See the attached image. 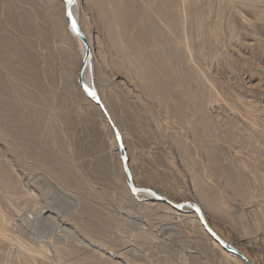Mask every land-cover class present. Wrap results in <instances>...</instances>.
<instances>
[{"label": "rangeland", "instance_id": "374dc122", "mask_svg": "<svg viewBox=\"0 0 264 264\" xmlns=\"http://www.w3.org/2000/svg\"><path fill=\"white\" fill-rule=\"evenodd\" d=\"M143 1L123 0L127 33L144 53L146 74L156 78L163 103L116 51L95 1L80 3L94 49L96 85L123 133L134 180L176 202H200L219 235L254 264H264V0H178L180 23L173 34L183 40L190 58L174 52L181 70L177 76L150 55L151 41L140 22ZM45 5V0H0V16L13 7L30 21L27 30L3 18L6 32L37 60V89L49 87L55 93L49 111L72 103L71 119L60 117L57 127L84 186L55 178L50 166L44 168L28 148L17 147L0 132V162L13 169L8 171L17 185L15 193L0 186V207L12 214L9 234L38 248L47 246L55 261L57 247L76 243L79 254L64 264H89L82 260L86 256L92 264H105V259L106 264H238L211 242L191 212L169 209L165 202L127 189L103 113L80 94L75 76L65 89L67 51L78 50L65 22L59 23L64 4L58 0L52 10ZM189 87L200 92L198 100L189 96ZM51 151L56 156V146ZM86 203L98 211L88 221L82 217ZM10 243L0 241V262L30 264L17 243Z\"/></svg>", "mask_w": 264, "mask_h": 264}, {"label": "bare ground", "instance_id": "6f19581e", "mask_svg": "<svg viewBox=\"0 0 264 264\" xmlns=\"http://www.w3.org/2000/svg\"><path fill=\"white\" fill-rule=\"evenodd\" d=\"M45 1H46V5L48 4V7L50 6L49 8L51 9L52 6H56L55 4L57 3L58 0H45ZM59 1L63 2V4H64V18L63 19L60 18V22H59V20H58V22L61 23L62 25H64V22H65L64 26L66 27V29L68 30L70 35L73 37V40L75 41V43L77 45V50H78V51H75L76 53L71 48L67 51V58H68L70 66H69V69H67L64 73L66 76V79H67L65 89L68 90L70 88L71 79L73 76H75V80H74L75 87L78 89V91L80 92L81 95L88 97V95L83 90V87L79 83V72H80L81 66L83 64V57L85 55L87 47H86L85 43L69 29L68 22L66 19V6H65L66 0H59ZM84 1H87V0H84ZM94 1L96 3L98 11L100 12V14L102 16V20L104 21V23H107V25L109 26V28L112 32V37H113L114 46L116 48V51L120 55H122L123 58L136 69V73L139 76L138 78H141V81H142L144 87L146 88V90H148L150 93H152L160 103H163L164 99H163V96L161 95V92L159 90L160 88L158 87V84L156 82V78L153 77L152 75L146 74V71H145V69H146V59L145 58L146 57L144 56V53L141 51V49H139L137 47L138 44L136 45V43H135L136 41H134V39L131 36H129L127 33L128 21L126 19L125 8L123 6V0H94ZM143 2H144V5H143L144 9L143 10L145 12V16L143 18L141 17L140 22L142 24V27H144L145 31L148 33V35H149L148 37L150 38L149 40L151 41L150 46H152V51H151L150 55L155 60H159L161 62V64L165 67V69L168 72H170V74L177 76V75H179L178 73L181 70L179 68V64L175 63V61H174L175 59H173L174 52H178V50H179V53L182 55L184 54V57H188V59L190 58V55H189L190 53H188V51L186 50L187 47H186V49H183V46H184L182 44L183 40L176 38L175 35L173 34V31L176 30V28H177V24L180 23V20L178 22V17H180L179 11L177 10L178 0H144ZM80 3H81V0H74V2L72 3V6H71V15H72V19H73L75 26L80 31H82L84 33V35L86 36V38L89 42L90 48H91V56L89 58L88 64H87L86 69H85L84 80H85L86 84L91 89H93L94 91H96L99 94L101 101H102V104L104 105L105 109L107 110V112L110 116V118H108L104 114V112L102 110V106L98 105L96 102L93 101V103L97 106V108L103 113L106 126L113 133L115 150L120 157V161H121L120 163H121L122 171L125 175L126 187L132 194H134L136 196L143 197L145 199L155 200L158 202H163L158 197V195H154L151 193H135V192H133L127 183V177H126V174L124 171L123 161L121 159V149H120V145H119V142L117 139L116 131H115L113 126L117 127L118 131L122 135V138H123V133H122L121 129L119 128L118 124L116 123L115 116L113 114V111L111 110L110 105H108L106 103V101L102 98L101 93L99 92L97 85H96L98 82L96 81L97 78L95 76V70H94V49H93L91 37L89 36V34L87 33V30L82 25V20H81V16H80ZM12 8L13 7H9V9H7L8 12L3 17L0 16V132L10 136L13 139V141L15 142V144L17 145V147L28 148L30 155L35 157V160H37L36 162H38L39 164L44 166V168L47 169L50 166L52 168L51 172L55 178L59 179L62 182L68 183V184L75 183L79 188H81L83 183L80 181V177L76 173V171L74 169V164L71 161L73 158L72 157L73 155L68 153V144L66 143L63 135H61L62 130H60L57 127V122L60 121V119H61L60 117H64V119L66 118L67 120L66 119L65 120H66V122H68V120L71 119L72 114H74L75 110L72 113V111H73L72 110V107H73L72 103L66 102L64 105V108L60 107V109H58L57 112L53 113V112L49 111V109H48L49 106L51 107V104H53L54 100L56 99V96L53 95L55 93H51L52 91L50 92L49 90H47V88H49V87H47L45 89V88H41L42 86L41 87L38 86L41 89H37V85L40 84L38 82L39 80L36 79L37 72H38L37 71V65H36L37 60L35 61L33 56L28 54L26 52V50H24L23 46L20 43H18L20 41L17 42L16 41L17 39H15L13 35H11L9 32L7 33L5 30L4 23H3L4 17H5L4 19L10 21L13 24L14 28H22L23 29L24 27H27V30H28V26H29L30 21L29 20L27 21V18L24 17L25 12L23 14L22 11L13 10ZM184 8H185V6H184ZM48 9H47V11H49ZM184 11H185V9H184ZM193 12H194V10H193ZM27 15H26V17H27ZM28 18H30V17H28ZM9 25H11V24H9ZM30 26H31V24H30ZM196 27H197V25H196ZM198 28H200V27H198ZM180 29L182 30V28H180ZM181 30H180V32L182 33ZM38 34H41V33H38ZM186 43H188V42H186ZM191 55H192V53H191ZM178 57H180V56H178ZM191 58H192V56H191ZM177 60L178 59L176 57V61ZM180 60H181V58H180ZM74 67H76L75 70H73ZM149 71H151V70H149ZM203 75H204V73H203ZM180 77H179V79H181ZM179 82H180V80H179ZM197 82H200V84L202 82L204 83V81L202 80V77L201 78L198 77ZM118 84H119V82H118ZM177 85H179V83ZM185 85L187 86V84H185ZM185 85H183V88L185 87ZM43 87H45V85H43ZM166 91H165V93H166ZM187 91L189 93V96L192 99H197V100L199 99L198 96H199L200 92L197 89H193V88L189 87ZM202 95H204V94H202ZM207 97H206V99H207ZM208 99H210V98H208ZM172 102H174V99ZM201 102H202V100H201ZM201 102H199V103H201ZM203 102L205 103V100ZM192 105H193V103H192ZM159 106L161 107V104ZM170 106H173V105H170ZM202 106L203 105H201V107ZM202 109H203V107H202ZM179 113L181 114V108H180ZM172 114H174V113H172ZM73 117H75V116L73 115ZM66 125H68V124L66 123ZM205 141H208V140H205ZM123 143L125 145L124 138H123ZM51 145H54L57 148L56 156L52 155ZM198 146H200V144ZM64 153H67L65 157H64ZM204 153H205V151H204ZM129 165H130V162H129ZM11 167H12V165H11ZM8 170L9 169L6 168L3 163L0 162V186L2 187V189L5 190L4 192H6V190H8V191H10V193L11 192L15 193V192H17L16 191L17 185L16 186L14 185L15 181H16V176H15V181H13V178H11L12 173L11 174L9 173V171L13 170V169H10L9 171ZM131 173H132V171H131ZM192 174H194V173H192ZM132 176H133V174H132ZM133 181H134L136 186L144 187V186L138 185L135 182L134 177H133ZM194 182H195V180H194ZM199 184H202V183L199 182ZM196 185H198V184H196ZM83 186H84V184H83ZM19 187L21 189V186H19ZM145 188H149V187H145ZM196 188H198V187H196ZM158 193L162 194L160 192H158ZM162 195L167 197L165 194H162ZM204 196H205V194H204ZM202 197H203V195H202ZM167 198L170 199L169 197H167ZM170 200L173 201L174 203H178L172 199H170ZM183 201H181V202H183ZM185 201H192V200H185ZM193 202H195L199 205L201 212H202L207 224L213 229V227L209 223L207 216L205 214L204 207H203L204 205H202L200 202L199 203L196 201H193ZM210 203H211V201H210ZM167 205H168L169 209L191 212V214H193L192 216L196 217L197 220L200 222V226H201L200 228L203 229L204 233L208 234L211 242H213V244H215L223 252L222 254L225 253V255L226 254L232 255L237 260L238 264H248L246 261H244L237 254L231 253V252L227 251L226 249H224L209 234V232L205 228L203 222L201 221L200 216L191 206H183L179 209H176L169 204H167ZM97 212H98L97 209L93 205L86 203L84 210H83L82 217L84 219H87V221H88L89 218L93 217V215H96ZM11 219H12V214L5 212L0 207V241H4L6 243L10 241L11 242L10 244L17 243L19 249L23 252V254L27 257V259L30 258V260H31V261H29L30 264H55V263L64 264L65 263L64 259H67L69 256H71L73 254H79L80 246L76 245V243L71 242L68 239L71 243H66V244L60 245L59 247L56 246L57 248L54 251L55 252L54 257H56L54 259H56V261L53 260L51 257L52 253L51 254L49 253L50 248L48 249L47 246H42V248H38V247L34 246V244L24 242L23 239H21V238L17 239V238L12 237L8 232L9 226H10L9 222H12ZM219 236L222 239H224L226 242L231 244L233 247L237 248L235 245H233L232 243L227 241L225 238H223L222 235H219ZM60 244H62V243L60 242ZM55 245H57V244H55ZM237 249L239 251H241L239 248H237ZM83 253H85V251ZM242 253L245 255L244 252H242ZM88 254H90V253H88ZM91 255H93V254H91ZM81 256H83V254ZM99 256H101V255H99ZM87 258H89V257L86 256L82 260H84L86 263L92 264L91 259H87ZM0 260L2 262V259H0ZM105 260L107 261V259H105ZM106 261H105V264H106ZM227 261H229V260H227ZM249 261L251 262V264H254L250 259H249ZM1 262H0V264L3 263V262L2 263ZM67 264H69V263H67Z\"/></svg>", "mask_w": 264, "mask_h": 264}, {"label": "water", "instance_id": "95a60500", "mask_svg": "<svg viewBox=\"0 0 264 264\" xmlns=\"http://www.w3.org/2000/svg\"><path fill=\"white\" fill-rule=\"evenodd\" d=\"M74 2V0H72L71 3H69V0H66V19L68 22V26L69 29L75 34L77 35L86 45L87 50L85 52V55L83 57V64L81 66L80 72H79V83L80 85L83 87V90L85 91V93L88 95V97L96 102L98 105L102 106V110L104 112V114L110 118L107 110L105 109L104 105L102 104L101 98L99 96V94L94 91L93 89H91L85 82L84 80V75H85V69L86 66L88 64L89 58L91 56V48L89 45V42L86 38V36L84 35V33L82 31H80L74 24L73 19H72V15H69V13H71V6L72 3ZM94 93V95H93ZM116 134H117V139L120 145V149H121V159L123 161V165H124V171L127 177V183L130 187V189L135 192V193H151L154 195H158V197L165 203L171 205L172 207L179 209L183 206H191L200 216L201 221L203 222L205 228L207 229V231L209 232V234L227 251L231 252V253H235L238 256H240L244 261H246L248 264H251V262L249 261V259L241 252L239 251L237 248L233 247L231 244H229L228 242H226L224 239H222L206 222L201 209L199 207V205L193 201H183V202H178V203H174L173 201H171L170 199H168L167 197H165L162 194H159L156 190L151 189V188H145V187H138L135 185L134 181H133V176L131 173V168L129 165V155H128V151L126 146L123 143V138L121 133L118 131L116 126H113Z\"/></svg>", "mask_w": 264, "mask_h": 264}, {"label": "snow or ice", "instance_id": "6c2138e0", "mask_svg": "<svg viewBox=\"0 0 264 264\" xmlns=\"http://www.w3.org/2000/svg\"><path fill=\"white\" fill-rule=\"evenodd\" d=\"M72 2V0H69V3H71ZM69 15H71V13H69ZM93 95H94V93H93Z\"/></svg>", "mask_w": 264, "mask_h": 264}]
</instances>
